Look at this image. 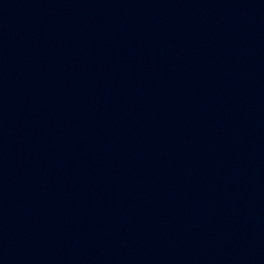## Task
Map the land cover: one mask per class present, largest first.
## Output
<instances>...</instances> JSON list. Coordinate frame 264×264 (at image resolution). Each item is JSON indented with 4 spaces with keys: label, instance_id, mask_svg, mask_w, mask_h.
I'll return each instance as SVG.
<instances>
[{
    "label": "water",
    "instance_id": "water-1",
    "mask_svg": "<svg viewBox=\"0 0 264 264\" xmlns=\"http://www.w3.org/2000/svg\"><path fill=\"white\" fill-rule=\"evenodd\" d=\"M0 264H264V0H0Z\"/></svg>",
    "mask_w": 264,
    "mask_h": 264
}]
</instances>
